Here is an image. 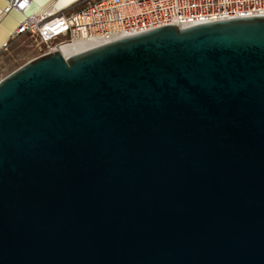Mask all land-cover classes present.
Listing matches in <instances>:
<instances>
[{"label": "water", "instance_id": "1", "mask_svg": "<svg viewBox=\"0 0 264 264\" xmlns=\"http://www.w3.org/2000/svg\"><path fill=\"white\" fill-rule=\"evenodd\" d=\"M77 1L11 10L0 47L37 7ZM0 264H264V16L2 77Z\"/></svg>", "mask_w": 264, "mask_h": 264}, {"label": "built area", "instance_id": "2", "mask_svg": "<svg viewBox=\"0 0 264 264\" xmlns=\"http://www.w3.org/2000/svg\"><path fill=\"white\" fill-rule=\"evenodd\" d=\"M77 9L32 11L18 21L10 37L31 38L37 56L79 41L104 44L165 25L179 28L220 20L263 17L264 0H78ZM76 2V3H77ZM30 0H7L2 15L20 12ZM7 44V43H6ZM6 44L4 46H6ZM36 57V56H35Z\"/></svg>", "mask_w": 264, "mask_h": 264}, {"label": "rangeland", "instance_id": "3", "mask_svg": "<svg viewBox=\"0 0 264 264\" xmlns=\"http://www.w3.org/2000/svg\"><path fill=\"white\" fill-rule=\"evenodd\" d=\"M82 3L77 2L66 8V12L77 9ZM12 16H14L12 14ZM23 19V18H21ZM10 22L7 19V22ZM35 42L26 36L9 37L6 46L0 47V79L9 72L37 56Z\"/></svg>", "mask_w": 264, "mask_h": 264}, {"label": "bare ground", "instance_id": "4", "mask_svg": "<svg viewBox=\"0 0 264 264\" xmlns=\"http://www.w3.org/2000/svg\"><path fill=\"white\" fill-rule=\"evenodd\" d=\"M5 5H7V1L5 0ZM72 4H64L62 6H59V7H54L52 5H45V6H39L37 7L34 11L38 12V13H55L56 11H59V10H62L63 8H66V7H69L71 6ZM3 7H1L0 9V18H2L4 15L1 14V10H2ZM14 14L16 13L15 11H13ZM17 14V13H16ZM9 20L10 19V16L7 17ZM24 18V16H23ZM9 22V21H8ZM18 23V22H17ZM17 24H15V26H13L11 28V30H9L8 34H7V38H9L12 34V32L14 31L15 27H16ZM97 42L95 41H79V42H75V43H72V44H69V45H64L62 46L59 51L61 52V54L67 58V57H70L76 53H79L81 51H84V50H87L89 48H92L94 46H97Z\"/></svg>", "mask_w": 264, "mask_h": 264}]
</instances>
